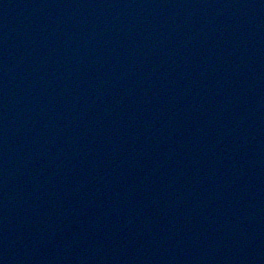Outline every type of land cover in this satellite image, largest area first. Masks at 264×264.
Returning a JSON list of instances; mask_svg holds the SVG:
<instances>
[{
  "label": "water",
  "instance_id": "95a60500",
  "mask_svg": "<svg viewBox=\"0 0 264 264\" xmlns=\"http://www.w3.org/2000/svg\"><path fill=\"white\" fill-rule=\"evenodd\" d=\"M0 264H264V0H0Z\"/></svg>",
  "mask_w": 264,
  "mask_h": 264
}]
</instances>
